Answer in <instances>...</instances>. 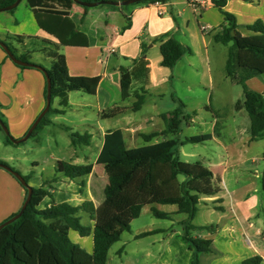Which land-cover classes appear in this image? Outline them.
<instances>
[{"label":"crops","instance_id":"1","mask_svg":"<svg viewBox=\"0 0 264 264\" xmlns=\"http://www.w3.org/2000/svg\"><path fill=\"white\" fill-rule=\"evenodd\" d=\"M189 1L165 0L160 7L161 15H158V7L153 2L134 5L130 9L118 7L115 9H89L87 11H84L79 5H74L70 14L79 36L78 39H75L74 44L63 45L60 51L66 59L70 76L99 77L100 81L95 95L70 92L67 94L65 105L60 103L59 98H54L51 107L57 111H62V113H53L50 116L52 122L50 125L56 126L67 113L79 112L81 113L82 126L92 129V126L88 123L87 113L94 110L95 124L98 126L97 129L100 135L97 156L102 146L103 137L109 131L119 130L123 136H126L127 132L133 134L137 132L139 136L153 132L145 133L144 130L156 117L160 118L162 113H158L156 116H144L139 119L125 117L126 113L130 111L127 108L134 101V97L132 96L128 101L122 102L120 100L121 96L118 100L117 94L114 92L115 86H118L120 92L119 68H130L131 60L137 58L140 54L141 43L147 47L146 58L149 68V84L146 86L147 94L141 108L146 106L151 95L159 91V88L167 82L173 85V81H181L185 83L187 89L193 88L194 85L201 86L200 82L191 80L190 77L192 71L190 68L198 69L193 66V59H197L201 65L207 66L208 82L211 85L213 77L208 68L210 48H213L212 44H217L213 42L212 35L219 31L223 24V16L208 0H199L204 2V6L198 10H193L188 5ZM224 10L236 16L239 25L237 31L243 36L251 34L243 27L244 25L251 24L257 19L262 20L264 23V0H252L251 2L228 0ZM126 18L130 19V26L128 29L122 30ZM166 33L190 49V53L182 56L171 69L160 66V52H155V50L159 51V43L153 42L155 38ZM10 36L38 37L57 42L38 27L32 11L24 0L12 13L9 11L0 12V41H4ZM91 37L94 39L93 44L90 43ZM36 54L38 57L42 56L39 55L41 53ZM115 55H119L120 59L116 57L111 59ZM151 55L153 58H151ZM43 61L48 64L47 59ZM181 63L190 71H187V73L176 71V66ZM115 73H118V78H111L110 74L114 75ZM197 74L196 72L195 76ZM253 80V78L247 80L246 86L250 90L264 95V86L253 83ZM44 83V77L38 70L18 68L10 59L6 58V54L0 49V103L5 107L2 113L7 119L8 132L14 139H20L25 135L44 108ZM87 96H90V98ZM116 106L125 107L126 111L114 118H100L102 111ZM241 112L243 111L237 113ZM117 118L124 120L120 126L104 127V122L117 120ZM221 125L218 135L214 134V130L211 134V141L216 144L220 153L218 156L212 155L207 160L206 166L218 183L220 192L211 197H200L197 212L192 221L195 226H213L215 228L213 232L202 230L194 233L195 237L212 240L210 252L200 254L199 264H241L243 260L255 255L260 256L262 259L261 264H264V205L259 199L263 193L260 189V178L264 167L254 169V171L246 167L242 168L240 163L244 158L242 156L243 150H238L239 153L236 156H234L235 151H231V146L237 139V135H234L236 131L233 130L234 133L223 140L225 128L224 125L222 127ZM86 133L91 136V142L92 134ZM6 145L5 141L0 139V146L4 147ZM73 150L75 149L73 148ZM97 156L93 164L89 163L92 165V173L84 176L85 186L81 192L76 182L65 177H61L54 184V189L51 192L56 203L78 206L84 201H92L95 206V221L89 222L92 226L97 224L99 204L105 201L102 197L96 198L95 196V184H98V182L93 181V177L96 175V168L101 166L96 164ZM0 161L7 163L2 157ZM71 163L77 164L78 162ZM165 169L168 173L167 167ZM102 170L105 172L103 167ZM242 173H247L246 177L243 178ZM104 174L106 180L101 182V185L107 183V175ZM150 178L154 184L156 182L158 186L161 184V182L155 181L152 175ZM31 181H33V184ZM67 181L69 183H66ZM42 183V180L36 178H29L28 180V185L32 188H38ZM24 194L21 185L9 173L0 169V223L20 209ZM51 202V198H44L38 209L43 210L49 207ZM151 207L171 214L172 218L166 221H171L176 216L177 207L175 205H161L153 201L144 204L141 212L144 209L150 211ZM81 213H78V216ZM198 217L200 222L195 223ZM184 219H178L177 223L180 225V222ZM181 229V226L179 230H174L170 226L148 228L133 234V236L146 231H163L146 236H161L152 242V245H158L155 256L150 253L147 254L149 257H153L151 264H189L191 253L177 237L181 233ZM88 238L90 241L88 244L86 243L88 245L86 251L91 253L92 237L88 236L84 239L87 241Z\"/></svg>","mask_w":264,"mask_h":264},{"label":"trees","instance_id":"2","mask_svg":"<svg viewBox=\"0 0 264 264\" xmlns=\"http://www.w3.org/2000/svg\"><path fill=\"white\" fill-rule=\"evenodd\" d=\"M15 1L0 0V8L11 5ZM24 1L32 11L38 27L57 42L38 37L24 36H10L1 42L6 44L15 58L22 62L33 64L30 61L32 52L41 53L45 59L50 60L48 68L34 64L41 67L50 79L51 105L54 98H59L60 103L65 105L67 94L70 92L95 95L100 78L70 76L67 70L66 59L60 51L63 45H72L75 43V39H78L79 34L76 31L75 22L70 14L73 6L77 4L72 0ZM80 1L94 3L105 0ZM156 1L165 2V0H145L135 5ZM208 1L223 16V24L219 31L212 35V40L214 43L228 46L227 59L224 66L225 76L232 83L242 88V100L236 101L234 110L236 112L244 111L247 114L250 122V139L257 141L264 137V95L250 90L246 86V81L264 75V23L262 20L257 19L251 24L244 25L243 27L251 34L243 36L237 31L239 25L236 16L224 10L228 0ZM244 1L251 2L252 0ZM101 6L102 9L118 8L111 5ZM82 8L84 11L89 10L87 7ZM13 11L14 9L9 12L12 13ZM125 20L126 22L122 30H126L130 26V19L126 18ZM153 42L159 43L160 66L162 67L171 69L182 56L190 53L188 47L180 44L168 33L155 38ZM90 43H94L92 37L90 38ZM0 49L3 51L1 47ZM146 53L147 47L141 43L140 54L137 58L131 60L130 68H119L121 101H128L133 96L134 101L127 108L132 112L141 109L147 94L146 86L149 84V68ZM6 58L9 59L7 55ZM16 66L20 69H35L43 75L45 99L46 80L42 70ZM172 99L178 106L174 110L160 115L165 126L161 132L141 134L140 137L146 144L141 147H128L121 131H109L103 137L96 164L101 165L107 175V183L102 188V199L105 201L122 198L134 173L139 171L141 174L136 189L139 191L146 187L148 189H157L159 186L157 187L150 178L151 167L155 164L166 165L169 172V180L166 183L177 180L178 195L164 197L155 194L150 198L149 202L153 201L161 205H175L177 207L175 214L186 215V218L180 222L182 229L177 237L187 246L191 253L189 264H199L200 254L210 252L212 240L195 237L194 233L202 230L213 232L215 228L213 226H195L192 221L196 215L200 197L214 196L220 192V188L214 180L212 172L201 162L181 161L178 157L177 147L184 143L211 141L212 135L192 136L185 138L184 141H178L175 138L167 139L169 135H177L180 132L182 122L188 119L184 111V103L180 99L174 97ZM51 105L30 134V137L38 135L45 126L52 124L50 116L53 113H62V111L53 109ZM125 111V107L116 106L102 111L100 118H114ZM213 116L216 120L214 134L218 135L220 125L217 119L220 117V113H213ZM0 120L7 128L4 116L1 113ZM0 130H2L1 127ZM63 130L68 133L70 146L73 148L88 146L90 144L91 136L89 134L71 132L67 127H63ZM158 136L163 137L162 140L151 143ZM5 144L15 146L9 141L8 136H5ZM0 163L8 165L2 161ZM125 165L127 166L123 168V172H114L116 166ZM91 173V164L77 165L71 162L58 161L55 175L44 179L40 187H31L32 196L22 215L0 230V264H108L107 255L110 247L120 240L121 231L130 232V226L120 220H115L113 224L106 225L98 223L94 226L90 223L82 224L81 218L78 216L80 212L87 216L89 222L95 221V206L93 202L84 201L78 206H71L67 203H56L51 193L54 189V184L61 177L76 182L81 192L85 186L83 181L84 176ZM180 176L183 178L179 179ZM22 177L28 183L29 178ZM260 184L261 190L264 192V168L261 172ZM21 187L24 189L25 199L27 191L22 185ZM46 197L52 199L51 205L43 210H39V204ZM143 205H130V217L132 219L140 215ZM150 211L152 217L156 219L170 220L172 218L171 214L159 211L155 207H151ZM70 231L76 232L81 238L91 236L92 252L88 253L85 249L72 242L69 237ZM160 232L163 231H146L134 235V238L140 239ZM118 252L120 253V251ZM261 263L262 259L257 255L241 262V264Z\"/></svg>","mask_w":264,"mask_h":264},{"label":"rangeland","instance_id":"3","mask_svg":"<svg viewBox=\"0 0 264 264\" xmlns=\"http://www.w3.org/2000/svg\"><path fill=\"white\" fill-rule=\"evenodd\" d=\"M134 5L135 4L125 7L130 9ZM89 9L98 10L102 9V6L99 5ZM212 45L213 48H210V60L208 65L210 74L213 77V83L211 85L208 82L207 66L201 65L197 59H193V66L198 69L195 70L190 68L192 70L190 77L191 80L200 82L201 86L194 85L193 88L187 89L185 83L181 81L175 80L173 81V85H171L170 82H167L163 87L159 88V91H156L153 95H151V98L148 100L146 106L136 112H127L125 117L139 119L144 116H156L158 113L170 112L178 106L177 103L172 101V97L179 98L185 105L184 111L188 119L182 122L180 132L177 135H169L167 139L175 138L178 141H184V139L188 137L212 134L215 122L213 113L219 112L220 117L217 119L218 124L224 125L225 128L222 139H227L232 133H234L233 130L236 131V134L234 135H237V139L233 142L231 151H235L234 156H236V154L239 153L238 150H243L242 156L244 158L240 163L241 167L249 168L251 171L263 168L264 137L257 141L249 142V140H251L249 132V118L244 111L237 113L234 110V104L236 101L242 100V88L241 86L232 83L225 76L224 64L228 46L221 44ZM155 52L159 53L158 50H155ZM115 57L120 59L119 55L112 56L111 59H115ZM151 58H153L152 55ZM43 60H45L44 56L38 57L36 52H32L30 55V61L33 64H41L42 66L49 67L50 60H47L48 64L44 63ZM187 69L188 68L182 63L176 66V71H180L182 73L190 71V69ZM196 72L198 73L197 76H195ZM110 75L111 78H118V73ZM253 79V83H259L264 86V75L254 77ZM186 81L189 82L188 80ZM115 87L117 90L115 89L114 92L117 94L119 100L120 92L118 86ZM87 97L90 98V96ZM4 109L5 107L2 103H0V113L4 116V121L7 124V119L4 113H2ZM80 114L81 113L79 112L67 113L62 117V119H60L61 122L57 123L56 126H45L38 133V135L34 137L31 136L20 144L15 146H0V158H4L8 166L20 173L22 176L31 179L36 178L42 181L55 175V168L58 161L78 162L77 164H93L100 145V135L97 129L98 126L95 124V112L94 110H90L87 113V117L89 119L88 123L92 126V129L82 126ZM123 122L124 120L117 118V120L114 119L104 122V127L110 128L120 126ZM63 127H67L71 130V132L79 134H84L86 132L91 133L93 138L90 145L79 146L73 150V147L70 146L68 133L63 130ZM164 127L163 121L156 117V119H154V121L147 126L144 132L153 131L159 133L164 129ZM5 136L4 132L0 130V139L5 141ZM10 137H12L11 134ZM124 137L128 147H141L146 144L137 132H135V134L127 132ZM162 138L163 137L158 136L154 138L151 143L160 141ZM177 153L179 159L183 162L199 161L204 166H207V160L210 159L212 155L218 156L220 152L219 148L213 141H206L203 143H184L183 145H179L177 147ZM126 166L127 165L116 166L114 168V172H123L122 170H124L123 168ZM165 167L166 165L164 164H155L151 167V175L153 176V179L158 181V183L161 182L159 187L157 185V189H148L147 187L143 188L141 191L136 189L140 180L139 178L141 172L139 171L134 173L132 180L128 184L122 198L117 200L111 199L99 204L97 215L98 224H113L115 220H120L130 226V232L121 231L120 240L110 247L107 255L108 264H151L153 257H149L147 254L150 253L152 256H155L158 245H152V242L154 239L161 236L135 239L133 234L147 230L148 228L156 227L170 226L174 230L180 229V225L177 223V220L184 219V214H176L171 221H166L152 217L150 211L148 209H144L137 218L131 219L130 217L129 207L131 204H147L149 203L150 198L155 194L164 197L178 195V181L176 180L166 183V181L169 180V172H166L167 170ZM104 173L105 172H103L101 166L96 168V175L93 177V181L98 182V184H95L96 198H101L103 196L102 188L105 184L101 185V182H105L106 180ZM246 174L247 173H242L241 175L244 178L246 177ZM181 178L183 177L180 176L179 179ZM31 182L33 184V181ZM66 183H69V181ZM261 192L263 191L261 190ZM259 199L264 205V192L260 195ZM79 216L82 224L89 223L85 214L81 213ZM198 221L200 222L199 217L195 223ZM70 239L72 242L76 240L75 243L77 245L87 250V244L90 241L89 238V240L86 241L84 238L78 236L76 232L71 231ZM118 251H120V253Z\"/></svg>","mask_w":264,"mask_h":264},{"label":"water","instance_id":"4","mask_svg":"<svg viewBox=\"0 0 264 264\" xmlns=\"http://www.w3.org/2000/svg\"><path fill=\"white\" fill-rule=\"evenodd\" d=\"M21 1H23V0H16L11 5L0 8V12H6V11H11V10L15 9L21 3ZM72 1L81 7L93 8V7H96L99 5H111V6H115V7H125L128 5L143 2L145 0H105V1L94 2V3L82 2L80 0H72ZM0 47L3 49V51L6 53L8 58L14 64L19 65V66H23V67H30V68H36V69L42 70L41 67H39L38 65L22 62V61L16 59L15 56L11 53V51L7 47V45L1 41H0ZM42 72H43V74L45 76V80H46L45 106L42 109V111L39 113V115L36 117V119L33 121L31 126L29 127L28 131L25 133V135L20 139H13L12 137H10L8 129L3 125L2 121L0 120V127H1L2 131L4 132V134L6 136H8L9 141L14 145L20 144V143L26 141L30 137V134L32 133V131L35 129V127L37 126V124L39 123L41 118L46 114V112L50 108V105H51L50 79L48 78V76L44 70H42ZM0 169H3L7 173L11 174L18 181V183L20 185H22L27 191V195H26L19 211L15 215H13L11 218L3 221L0 224V230H1L3 227L14 222L15 220H17L22 215V213L24 212L28 203L30 202V199L32 196V188L28 185V183L24 180V178L22 177V175L20 173L12 170V168L9 167L8 165L0 163Z\"/></svg>","mask_w":264,"mask_h":264},{"label":"built area","instance_id":"5","mask_svg":"<svg viewBox=\"0 0 264 264\" xmlns=\"http://www.w3.org/2000/svg\"><path fill=\"white\" fill-rule=\"evenodd\" d=\"M155 4V6L158 7V15L162 14V11L160 10L161 4L162 2L156 1L153 2ZM188 5L193 9V10H198L199 8H201L202 6H204V2L203 1H199V0H190L188 2Z\"/></svg>","mask_w":264,"mask_h":264}]
</instances>
